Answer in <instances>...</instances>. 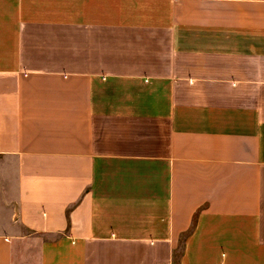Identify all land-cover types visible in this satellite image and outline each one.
<instances>
[{
	"label": "crops",
	"instance_id": "0c3cea01",
	"mask_svg": "<svg viewBox=\"0 0 264 264\" xmlns=\"http://www.w3.org/2000/svg\"><path fill=\"white\" fill-rule=\"evenodd\" d=\"M264 264V0H0V264Z\"/></svg>",
	"mask_w": 264,
	"mask_h": 264
},
{
	"label": "rangeland",
	"instance_id": "374dc122",
	"mask_svg": "<svg viewBox=\"0 0 264 264\" xmlns=\"http://www.w3.org/2000/svg\"><path fill=\"white\" fill-rule=\"evenodd\" d=\"M182 252H183V245H180V250L178 251L176 262H174V264H179V260L182 256Z\"/></svg>",
	"mask_w": 264,
	"mask_h": 264
}]
</instances>
